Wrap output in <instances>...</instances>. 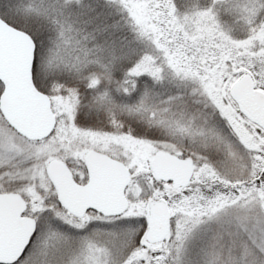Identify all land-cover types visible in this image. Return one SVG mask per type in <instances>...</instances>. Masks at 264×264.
<instances>
[{
  "label": "snow or ice",
  "instance_id": "1",
  "mask_svg": "<svg viewBox=\"0 0 264 264\" xmlns=\"http://www.w3.org/2000/svg\"><path fill=\"white\" fill-rule=\"evenodd\" d=\"M0 264H264V0H0Z\"/></svg>",
  "mask_w": 264,
  "mask_h": 264
}]
</instances>
